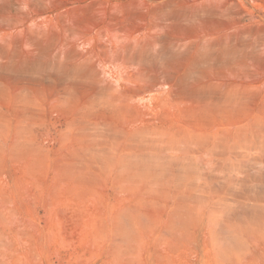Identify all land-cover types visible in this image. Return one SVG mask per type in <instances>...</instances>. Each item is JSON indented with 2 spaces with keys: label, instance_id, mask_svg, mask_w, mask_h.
Instances as JSON below:
<instances>
[{
  "label": "rangeland",
  "instance_id": "rangeland-1",
  "mask_svg": "<svg viewBox=\"0 0 264 264\" xmlns=\"http://www.w3.org/2000/svg\"><path fill=\"white\" fill-rule=\"evenodd\" d=\"M0 264H264V0H0Z\"/></svg>",
  "mask_w": 264,
  "mask_h": 264
}]
</instances>
